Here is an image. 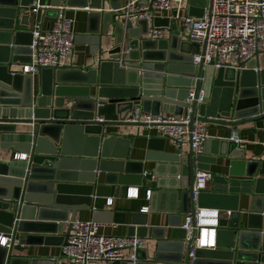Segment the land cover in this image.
<instances>
[{"label": "water", "instance_id": "95a60500", "mask_svg": "<svg viewBox=\"0 0 264 264\" xmlns=\"http://www.w3.org/2000/svg\"><path fill=\"white\" fill-rule=\"evenodd\" d=\"M34 1L0 0L1 147L3 137L14 136L17 141L8 147L27 155L26 161L11 158L0 162V234L13 229L14 239L24 235L17 239V247H0V264H55L53 259L17 256V248L36 239L34 229L41 226L52 231L47 237H38L39 243L64 247L78 212L93 211L95 222H103L101 214L110 220L114 214L103 208L112 188H124L128 193L130 187L145 183H156L159 191L149 190L148 212H163L169 217L166 226L151 227L148 235L147 213L131 215L127 236L151 242L135 251L134 264H264V179L255 177L259 162L245 159L243 149L227 139H207L204 153L194 156L189 143L186 154L180 149L164 153L165 138L154 137L148 141L145 161L155 162V169L145 174L143 162L128 160L131 138L108 131L147 127L124 122L134 107L151 115H182L190 108V129L194 120L233 128L254 123L264 129V56L262 66L257 61L261 66L258 73L215 70L202 64L195 67L191 64L193 45L176 33H169L168 39H150L149 24L140 20L136 24L140 35L126 41L122 28L126 25L130 31L132 25L123 19L116 22L117 14L110 17L90 11L88 18L95 22L97 34H104L113 21L116 45L106 52L107 58L99 57L93 69L71 65L43 69L35 82L34 76L13 69L31 63L32 34L23 28L31 19L25 12ZM107 1L117 10L124 0ZM49 2L53 7L62 4L94 10L103 8L105 0ZM187 2L188 14L196 18L202 17L209 3ZM147 3L137 0L135 4ZM49 12L58 15L56 9ZM167 25L166 18H155L152 24ZM190 90L194 99L189 105ZM73 148H77L74 153ZM218 158L229 160L230 177L239 180L214 175L212 192H200L195 203L192 189L196 171L209 172V165L216 164ZM160 163L164 165H157ZM160 166L165 168V176L174 178L175 183L167 187L170 192L161 191L163 180L156 178ZM156 200L163 201V208L154 206ZM196 208L230 211L231 216L219 222L215 249L196 250L190 257L191 239L186 241L181 225L182 217H194ZM49 215L59 219L45 220ZM47 221L52 223H43ZM113 222L124 224L125 215L120 221L114 217ZM63 223H67L64 232Z\"/></svg>", "mask_w": 264, "mask_h": 264}, {"label": "built area", "instance_id": "2783aa9c", "mask_svg": "<svg viewBox=\"0 0 264 264\" xmlns=\"http://www.w3.org/2000/svg\"><path fill=\"white\" fill-rule=\"evenodd\" d=\"M137 0H127L119 9L110 12L121 17L125 24L136 25L145 20L149 24L148 37L153 40L164 39V32L176 33L178 37L193 45L192 65L198 67L211 66L215 70L229 68L238 71L252 70L258 73L261 66L257 61L264 56V0H208L202 17L196 18L189 14L181 15V0H148L146 5H136ZM72 7H53L33 2L26 14L33 17L41 9L58 11L52 26L42 30L39 24L31 29L32 41L30 49L31 63L21 65L20 71L25 75H37L43 69L54 70L60 66L61 60L69 56L73 49V20L64 13ZM73 9V8H72ZM76 9V8H74ZM82 10L89 13L90 8ZM171 11L169 17L157 13ZM155 18L168 19L166 27H153ZM178 23V24H177ZM257 57V58H256ZM256 64V65H255ZM194 92L190 90L187 102L190 105ZM201 97L198 98V102ZM101 121V119H97ZM125 123L144 124L157 130L162 138L176 145L190 144L194 156L202 155L204 144L208 139L204 123L194 120L190 124V108L182 115L160 113L151 115L139 107H134L125 117ZM187 138V140H186ZM229 141L237 146L242 144L238 133L233 130ZM264 149V138L261 142ZM1 147V133H0ZM15 160H27L26 154H15ZM211 175L205 171H197L194 178L192 198L197 202L198 194L205 189ZM126 197L137 198V188H129ZM150 199V191L146 192V200ZM113 200L107 198L106 205L111 206ZM148 212V207L140 210ZM230 211L221 212L216 208H196L194 217L187 214L181 225L186 232V241L191 239L189 256L193 257L196 250H212L216 247L217 229L222 217L228 219ZM101 224L93 221L75 220L67 244L62 247L64 259L69 264H106L135 263V251L143 247V241L136 236H106L99 234ZM18 246L14 239V230L8 234H0V247L7 250Z\"/></svg>", "mask_w": 264, "mask_h": 264}, {"label": "crops", "instance_id": "0c3cea01", "mask_svg": "<svg viewBox=\"0 0 264 264\" xmlns=\"http://www.w3.org/2000/svg\"><path fill=\"white\" fill-rule=\"evenodd\" d=\"M37 1V0H35ZM34 1V2H35ZM127 0H124L121 4V6L126 2ZM188 0H181V15L188 14ZM40 4H46L50 5L49 0H39ZM62 4H60L61 6ZM59 7V6H58ZM73 8V9H72ZM65 11L64 15L67 18H70L73 20V26H72V32L74 34V41H73V49L69 56H67L65 59L61 60L60 66H69L71 65L74 68H80V69H93L98 64L99 57L101 59H106L107 54L106 52L110 49H113L115 47V41H116V30L113 24V21H110L108 25L106 26V29L104 30V34L96 33L94 26L95 22L90 20L88 18V13L81 8L78 7H72ZM76 8V9H74ZM112 9L109 7L108 1L105 0L103 8H95L94 10L91 9L93 12H103L108 14L110 17L115 15L114 13L110 12ZM164 17H169L172 12L171 11H163L161 13H157ZM55 16L54 13L49 12V10L41 9L37 12L36 15L31 17L29 20V24L27 27L23 28L24 31H31L34 24H39L42 28V30H46L50 28L54 22ZM122 18L118 15L116 16V22H119ZM112 20V19H110ZM115 22V23H116ZM178 24V23H177ZM133 28L128 31L126 25L123 26V39L128 40L129 37L138 36L140 35L139 30L137 28V25H132ZM100 28H102V24L100 23ZM169 38V33L167 31L164 32V39ZM102 43V51L100 54V44ZM193 50V49H192ZM262 66V65H261ZM14 70H20L21 66H17L16 68H13ZM35 82H37V75H34ZM185 112V111H184ZM167 114V113H165ZM206 131L208 139L211 140H217V139H229L231 133L233 130H235L238 133L239 138L242 140V144L239 146L244 151V157L247 160H252L259 162L255 177L264 179V149L261 145V142L264 138V129L257 128L254 123H246L243 125L233 127H223L220 125L215 124H206ZM19 131H22L21 127H18ZM109 133H118L119 135L124 136L125 138H131L132 142L129 149V156L128 160L132 162H143V172L145 174L153 173L155 169V162L152 161H145V156L147 153V146L148 141L151 138H162V135L157 132V130L152 129L150 127H126V128H109ZM165 145H164V153H171L174 149H180L182 154H186L189 151V145L188 143H185L181 146L176 145L172 141L165 139ZM187 140V138H186ZM17 141L14 136H7L3 137L2 139V147H0V162L2 161H8L11 158L13 159V156L15 154H25L23 152L15 151L13 148H9L8 146ZM73 153L77 151V148H73ZM72 153V152H71ZM77 153V152H76ZM204 153V152H203ZM157 165H164L163 163L157 164ZM157 171L159 172V176L156 178H159L163 180L161 183H163V190L165 192H170L172 190L168 189V186L173 185L174 178L165 176L166 170L163 168V166H160ZM197 172V171H196ZM211 175V179L206 184L205 189L202 192H212V177L215 175H218V177L223 176L227 179H237L230 177V171H229V160L228 159H221L218 158L216 164L209 165V172ZM156 181V180H155ZM101 183V182H100ZM156 184V183H155ZM154 183H145L141 187H130V188H137V198L135 197H126V195H129L126 193L124 188L122 191H119L118 188H112L111 190V198L113 200V203L111 206L105 205L103 208L104 212H111L114 215L110 217H107L104 214H101L100 220L103 222H98L101 224V227L99 228V234L106 235V236H127L128 232V226L130 223V217L132 214H137L142 208L149 207L151 197L149 200H146V192L151 189V191H155V193H158L159 191L157 188H155ZM156 198V197H155ZM107 200V198H106ZM154 206L157 208H163V201H157L154 203ZM165 206V204H164ZM125 215V223H114L113 218L116 217L117 221H120V219ZM93 211L87 210V211H81L76 214V219L79 221H88L92 219ZM169 214L163 213V212H147L146 217V225L148 227V235L150 233V228L155 226H166L168 222ZM184 217H182V222L184 220ZM45 220L49 221H56L59 219L56 216H45ZM111 221V222H107ZM43 223H52V222H43ZM59 223V222H55ZM43 224V225H48ZM67 227V223L62 224V231L64 232ZM51 228L49 226H41V227H35V231L37 234L36 239H33L32 242H30L29 245H23L22 247L17 248V251L19 253H16L17 256L21 257H30L35 259H53L56 261L55 264H69L64 257L61 256L62 247L59 245H45L42 244V242H38V237H47ZM168 237L170 235V230L167 231ZM166 233V235H167ZM147 235V236H148ZM24 235L21 234L17 237V239L23 238ZM143 241V247L147 245L148 240H145L143 238H140ZM222 242V240H221ZM151 244V242L149 243ZM261 245V244H260ZM99 264H106L104 262H101ZM119 264V263H114Z\"/></svg>", "mask_w": 264, "mask_h": 264}, {"label": "rangeland", "instance_id": "374dc122", "mask_svg": "<svg viewBox=\"0 0 264 264\" xmlns=\"http://www.w3.org/2000/svg\"><path fill=\"white\" fill-rule=\"evenodd\" d=\"M260 63H261V65H262V59L260 60Z\"/></svg>", "mask_w": 264, "mask_h": 264}]
</instances>
